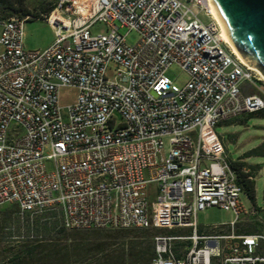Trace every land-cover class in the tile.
Returning a JSON list of instances; mask_svg holds the SVG:
<instances>
[{
	"label": "built area",
	"instance_id": "1",
	"mask_svg": "<svg viewBox=\"0 0 264 264\" xmlns=\"http://www.w3.org/2000/svg\"><path fill=\"white\" fill-rule=\"evenodd\" d=\"M214 10L212 0H57L42 19L0 17V210L60 214L67 230L177 232L154 237L152 264H264V231L237 234L242 215L263 229L264 215L243 207L217 132L264 109V91L248 93L264 81ZM32 20L55 30L43 51L25 49ZM174 65L189 75L182 87L166 75ZM68 88L77 96L64 106ZM211 208L233 210L228 233L201 230Z\"/></svg>",
	"mask_w": 264,
	"mask_h": 264
},
{
	"label": "rangeland",
	"instance_id": "2",
	"mask_svg": "<svg viewBox=\"0 0 264 264\" xmlns=\"http://www.w3.org/2000/svg\"><path fill=\"white\" fill-rule=\"evenodd\" d=\"M30 8L33 11H38V5L44 2L45 5L51 4L55 0H27ZM13 15L11 17H15ZM1 17V16H0ZM8 17V18H11ZM119 26V25H118ZM105 26L97 24L94 27V33L105 32ZM120 32L126 35V40L129 44H136L139 41V35L136 32L128 33V30L121 29ZM55 30L46 20H32L25 24L23 43L27 51H43L49 48L55 41ZM166 75L177 85L184 86L189 80V75L186 71L180 67L174 65L168 69ZM264 91V82L257 83L254 85L253 90H248L251 94H260ZM77 96L75 89H64L61 92L62 104L64 106L70 104L73 99ZM217 132L222 136L224 144L226 146L229 158L232 161L246 162L248 166L245 168L253 176L256 189L257 199L256 204H253L246 194L241 197V203L243 207L250 211L256 206H264V119L257 117H245V120H239L237 122L228 123L221 125L217 128ZM249 155L248 159L245 156ZM256 205V206H254ZM264 213V212H263ZM236 215L233 210H225L220 208H211L206 211L200 212L198 221L201 226V230H204V226H217L216 230L211 233L214 234H226L230 231V223L235 219ZM19 218V223H18ZM250 214H244L241 216L243 220L238 228H253L254 222L251 219ZM58 220L61 226V215L60 214H46L43 217H31L21 216L19 214V208L16 205H7L0 210V260L5 255L7 247H10L11 242L18 240L23 235H27L23 228L24 224L28 222L33 225L35 233L41 234L46 237V234L40 232V226L44 220ZM39 222V223H38ZM18 228L22 229V233L18 232ZM125 230V231H129ZM75 231L80 235H90L93 233L92 230H71ZM117 232L121 230L117 229H106L103 232ZM152 233L159 235L165 234L156 233L155 230ZM179 233L187 234L188 232L183 231ZM134 232L132 235H136ZM155 235V236H156ZM189 245V243L187 244Z\"/></svg>",
	"mask_w": 264,
	"mask_h": 264
},
{
	"label": "trees",
	"instance_id": "3",
	"mask_svg": "<svg viewBox=\"0 0 264 264\" xmlns=\"http://www.w3.org/2000/svg\"><path fill=\"white\" fill-rule=\"evenodd\" d=\"M54 2L45 5L41 2L38 11H33L27 0H0V16L8 18L17 15L20 18L33 16L42 19L41 15L50 13ZM248 117L264 119V109L249 114ZM243 121L245 118L242 119ZM233 123V122H231ZM250 156H245L248 159ZM246 162H234L233 167L238 172V181L243 186L249 200L256 204L257 189L251 174L244 171ZM19 223V218H18ZM39 223V222H38ZM27 235L20 237L22 229L18 228L19 239L11 242L4 252L5 257L0 264H152L156 257L152 229H117V232L92 230L88 236L60 226L58 220L43 221L40 232L46 237L42 240L31 238L33 225L24 224ZM137 232L136 235H132ZM156 233L176 234L168 230H155Z\"/></svg>",
	"mask_w": 264,
	"mask_h": 264
},
{
	"label": "water",
	"instance_id": "4",
	"mask_svg": "<svg viewBox=\"0 0 264 264\" xmlns=\"http://www.w3.org/2000/svg\"><path fill=\"white\" fill-rule=\"evenodd\" d=\"M212 2L243 60L264 76V0Z\"/></svg>",
	"mask_w": 264,
	"mask_h": 264
},
{
	"label": "crops",
	"instance_id": "5",
	"mask_svg": "<svg viewBox=\"0 0 264 264\" xmlns=\"http://www.w3.org/2000/svg\"><path fill=\"white\" fill-rule=\"evenodd\" d=\"M256 206V205H254ZM257 209H259V213H261V215H264V206L262 207H258L256 206ZM263 209V212H262ZM252 222H254V226L253 228H237V234L238 235H254V234H259L262 233L264 231L263 227L260 226V224L257 222V219L255 217L251 218ZM243 222V220L241 221V223ZM239 227V226H238Z\"/></svg>",
	"mask_w": 264,
	"mask_h": 264
},
{
	"label": "bare ground",
	"instance_id": "6",
	"mask_svg": "<svg viewBox=\"0 0 264 264\" xmlns=\"http://www.w3.org/2000/svg\"><path fill=\"white\" fill-rule=\"evenodd\" d=\"M214 15H215V18L218 20V22L220 23L221 27H222V35H223V38L224 40L226 41L227 44H229V46L232 48V50L239 56V58L245 62L242 58V56L240 55V53L238 52V50L236 49L235 45L233 44L232 40L230 39L228 33H227V30L225 28V25L220 17V15L218 14L217 10L215 9L214 10ZM257 72L261 75V78L262 80L264 81V76L263 74L258 70L256 69Z\"/></svg>",
	"mask_w": 264,
	"mask_h": 264
}]
</instances>
